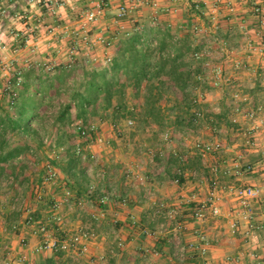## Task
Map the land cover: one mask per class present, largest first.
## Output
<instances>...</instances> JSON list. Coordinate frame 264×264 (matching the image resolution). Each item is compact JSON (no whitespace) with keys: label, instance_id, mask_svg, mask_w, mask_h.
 Segmentation results:
<instances>
[{"label":"crops","instance_id":"crops-1","mask_svg":"<svg viewBox=\"0 0 264 264\" xmlns=\"http://www.w3.org/2000/svg\"><path fill=\"white\" fill-rule=\"evenodd\" d=\"M62 1L0 0V11L2 9L7 11L4 15L3 12L0 13V44L3 40L15 47L16 39L12 36L13 32L17 30L23 36H27L33 30V21L36 19L41 21L38 26L40 38H37L36 42L41 49L36 55H32L27 46L30 42H25L26 48L13 52L15 54L13 57L18 63L32 62L31 59L40 58L43 62L53 61L57 65L55 72L59 68L67 70L68 55L66 56L65 52L67 42L60 37H63V33L66 34L65 27L73 29L78 24L72 21H75L76 13L80 12V6L93 7L95 3L88 1L87 4L82 5L83 0H76L74 3L62 4ZM130 1L112 0L111 6L100 21L101 24L96 26L109 28L108 35L112 36L118 29L114 27V14L123 4H128ZM141 1L138 0L140 4ZM162 2L159 11L151 14L143 8L142 13L135 17L136 20L139 23H147L152 17H159L161 21L168 22L172 33L180 39L188 32L186 29H189L193 22L206 25L208 38L206 41L208 40L213 50L212 61L222 64L231 82L234 83L233 88L228 86L217 88L215 95L206 93V101L196 107L203 110L208 109L209 106L224 107L227 95L231 91L247 95L255 105H264V83L261 80V74L264 73V51H250L245 35L247 32L251 35L253 31L264 34V27L259 25L251 12L256 4L264 6V0H205L203 15L200 19L192 13L193 0H162ZM50 4L56 6L57 18L60 22L55 40L47 32V27L55 23L54 17L49 14ZM6 19L10 23L6 22ZM96 34V31L91 33L93 36ZM15 35L18 33L16 32ZM213 35L227 41L228 52H224L220 49L221 45L210 40L214 37ZM252 37L256 39L254 35ZM46 40H54L51 45L53 48L45 47ZM197 40L201 43L200 38L194 39L192 45L197 43ZM5 51L0 49L1 53ZM110 53L115 55L114 47ZM105 54L103 47H97L92 56L100 61L99 58L102 59ZM242 59L249 69L238 71L235 68V62ZM30 65L32 67H27L28 65L25 67L24 75L25 77L27 74L32 75L30 83H36L39 73L34 69L33 62ZM80 65L77 61L75 67L71 69H77ZM54 74L52 72L50 75ZM2 75L8 76L4 82L5 86L13 80L11 76L14 77V74ZM67 81H70L69 77ZM24 83H26L25 80ZM169 93L165 96V99L170 100L168 104L163 102L161 104L163 111L171 117L172 123L166 127H160L151 120L148 123L143 122L147 124L144 127L146 130L151 129L152 133L146 134L151 138L150 141L141 143L140 136L135 133L118 138L113 125L106 121L102 122L100 127L102 135L105 139L111 140L112 146L93 147L101 157L98 165L93 168L81 165L72 177L61 168L62 180L46 192V199L49 200L47 203L42 201L35 203L34 182L31 184L32 190L28 192V197L34 205L30 204L29 207L32 209L28 208V211L40 221H45L51 216L53 213L51 203L60 197L62 189L70 188L74 199L61 210L63 233L60 231L54 233L64 238L66 234L80 226L94 228L97 236L89 242L88 251L80 253L75 248L68 252L37 253L34 247L39 243V237L33 234L32 228L21 227L13 235L0 237V264H4L7 260L14 264H203L205 261L209 264H264V133L261 130L255 132V147L247 146L244 132L252 127V121L242 114L238 116L236 124L229 121L227 113H216L207 115L205 121L195 125L189 121L193 110L191 109L185 114L181 113L186 120L178 124L175 122L177 112L169 110L174 105L176 95L174 96L173 90ZM55 97V93L52 97H43L44 106L32 117L30 128L33 131L41 134L47 132L46 126L41 125L40 119L41 116L45 117V114L49 113L47 104ZM178 98L181 99L182 95ZM126 100L128 106L132 103L142 104V97L135 98L132 89H128ZM164 131L172 133L169 140L163 139ZM19 135L20 133L16 132L12 139L18 141ZM24 138L18 142L26 141L31 146L29 149L31 151L34 146L30 141L31 137ZM199 140L220 141L224 150L202 156L195 148V143ZM150 150L155 151V156L150 155ZM42 153L45 154V160L50 156L48 150H43ZM23 163L26 164L25 170L29 168L27 167L28 159ZM214 167H218V173L213 172ZM177 169L184 171L183 176L180 177V184L173 182ZM126 170L143 175L145 181L128 179L125 176ZM102 171L105 172L103 177L98 174ZM193 171H196L198 176H193ZM14 174L17 175V173ZM23 178H26L25 181L41 180L36 177L28 179L27 173L23 175ZM213 178L219 182V187L214 191V197L215 204L222 210V215L212 216L207 213L204 221H198L194 217L195 209L211 197L213 190L210 180ZM227 186L260 187L263 192L261 197L252 200L250 208L245 210L238 199L227 191ZM23 192L26 191L23 190ZM22 194H19L21 198H23ZM106 196L108 197L106 202H101V199ZM122 198L127 199V205L119 204ZM171 209H177L179 212L174 219L168 218V212ZM100 211L105 215L96 220L94 216ZM247 215L251 218H247ZM25 216L21 214V217ZM132 217L135 218L136 225L133 224ZM234 219L238 221L236 233L231 231V221ZM3 223L6 221L0 222V226ZM179 223L182 225L178 229ZM251 224L258 225L260 228H253ZM144 230L156 232L155 237L146 235ZM200 235H205L209 242L206 254L203 255L198 250L191 249L188 251L186 262H178L173 257L177 245L194 244L199 247ZM21 237L27 239L28 248L20 244ZM153 249H157L160 254L144 257L145 251ZM252 253L256 256H251ZM22 256L26 259L22 260Z\"/></svg>","mask_w":264,"mask_h":264},{"label":"trees","instance_id":"trees-1","mask_svg":"<svg viewBox=\"0 0 264 264\" xmlns=\"http://www.w3.org/2000/svg\"><path fill=\"white\" fill-rule=\"evenodd\" d=\"M192 10L198 13L194 5ZM121 22L112 34L116 39L111 66L103 67L100 71L85 72V81L79 89L68 87L67 78L71 75L68 69L71 68H67L68 71L59 68L52 76L51 73H39L36 83H30L33 78L30 74L24 77L26 83L23 81L18 87L14 85L13 79L10 91L5 88L6 91L1 93L0 178L7 174L8 163L12 158L17 154L27 153L31 148L26 141H18L28 136L31 137L30 141L35 149L44 145L45 133L41 134L30 128L33 115L44 106V96L52 97L54 93L59 96L63 91L68 94L69 100L57 113L56 122L64 127V135L69 137L61 168L71 177L80 169L82 162L76 155L75 144H72L75 134L68 130L69 127L75 119L87 120L99 116L101 119L110 117L115 121L127 116V113L134 117V107H129L126 100L128 89L133 90L135 98L142 97V122L148 123L151 120L160 127L172 123L171 117L163 111L161 104H168L170 100L165 99V96L172 90L176 99L169 110L177 112L176 123L181 124L186 120L181 113L185 114L195 108L189 89L193 85H201L195 79L200 70L192 68L194 62L189 58L194 49L191 29H186L188 32L183 38L175 42L170 25L159 17H152L147 23H139L136 18H129L127 15ZM177 93H181V99ZM73 110L76 112L75 117ZM189 121L193 123L192 114ZM16 132L21 135L18 136V141L12 139ZM55 146L63 145L58 141ZM52 162L59 166L58 161ZM9 168L11 173H16V168ZM20 168L23 170L26 165Z\"/></svg>","mask_w":264,"mask_h":264},{"label":"built area","instance_id":"built-area-1","mask_svg":"<svg viewBox=\"0 0 264 264\" xmlns=\"http://www.w3.org/2000/svg\"><path fill=\"white\" fill-rule=\"evenodd\" d=\"M76 0H66L65 2L62 1V4L67 3H74ZM94 2V6L90 7L82 12V19L80 20V28H79V37L82 38V40L86 41V43L90 44L91 49L96 44L103 45L106 54L104 57L103 66L109 68L112 63L113 55L110 53V50L115 46V37H108L103 35L102 33L97 34L95 36L90 34V26L96 22H98L100 19H102L105 16V12L107 9L111 6L112 0H89ZM153 7H156L159 5V1H153ZM204 4L205 0H193V5L195 9H197L201 16L203 15L204 11ZM160 8V7H159ZM232 10V8H231ZM3 12L6 13L7 11H4L2 9L0 13ZM129 12H131L130 8L125 6H121L118 14H117V21H121L124 19L125 16L129 15ZM253 17L257 20L260 26L264 27V6L262 4H256L252 10ZM49 14L52 15L55 19L54 25H51L47 27V31L51 35H55L56 31L59 28L58 25V18H57V8L56 6H53L50 4L49 6ZM195 16L197 18H201V16L197 13H195ZM56 24V25H55ZM68 27H65V33L69 34V31L67 29ZM191 32L194 34L196 39H201V43H197L193 45L194 49L190 53V58L194 62L193 69L200 70V73L195 75V79L200 81L201 84H210L213 87H221L223 83L230 81V76H227V73L225 72L223 66L220 63H214L212 61L213 58V50L211 49V46L208 44V39L206 37V27L201 25L199 22H193L190 26ZM71 33H74V31H71ZM81 34V35H80ZM175 35V34H174ZM247 36V47L252 52H262L264 51V34L260 31H253V33L250 35L249 32L245 34ZM256 39H254L252 36ZM214 37L210 40L214 41V43H217L221 45L222 50L224 52H228V48L226 47L227 41L224 39L219 38L216 35H213ZM94 39H93V38ZM29 38V37H28ZM178 36L175 35V42L178 40ZM88 41V42H87ZM75 47H70L67 55H68V62L67 67L72 68L74 65H76V58H75ZM97 62L96 58L92 56V52L89 51L87 55L84 57V59L80 62V64L83 65H92L93 63ZM5 65L0 64V70L5 69ZM235 68L242 69V68H248L247 63L242 60H237L235 62ZM11 70V68H8ZM43 69L46 72L52 71L53 67L48 65H43ZM249 69V68H248ZM14 85L20 86L24 81V76L21 72H16L14 74ZM261 80L264 83V73L261 74ZM11 83H8L6 85L7 91L11 89ZM190 93V99L193 102V105H195V108L192 110V120L195 125L200 124V122L205 121L207 119V115L210 114H219V113H227L229 117V121L233 124L238 123V116L240 114L245 115L250 121H252V127L247 129L244 132V136L246 138V145L253 148L256 145V139H255V132L261 130L264 133V106H254L252 103V100L245 94H242L240 92H232L227 95V102L224 107H218V106H209L208 109L203 110L196 107V105H199L200 103H203L206 101V94L198 91V86L193 85L189 89ZM179 94V93H177ZM127 123L129 125H133L134 121L131 118L127 119ZM72 131L76 136V143H75V152L80 162H82V165H89L90 168H93L94 166L98 165V163L101 161L100 155L94 151L93 147L101 144H109V141H107L100 132L99 126L96 123L89 122L86 123L82 119H75L72 126ZM172 136V133L170 131H164L162 134V137L164 140H169ZM43 143L46 145L51 144V141L48 137H43ZM82 143H84L82 145ZM52 150L50 152V156L47 157V159L44 162V177L43 184L48 186H56L61 178V171L58 165L53 163L52 161L56 160L58 162H61L62 156L65 154L66 147L60 146L56 147L55 145L52 146ZM195 148L200 151L202 156H205L208 153L211 152H217V151H223L224 146L220 141H209V142H203V141H197L195 143ZM31 152H33V149H31ZM25 157L22 154H17L13 159V164L20 163ZM214 173H218L219 169L218 167L213 168ZM228 173V171H227ZM99 176L103 177L105 175V172L102 171L98 173ZM184 171L182 169L176 170V177L173 179V182L175 184H180L181 180L180 177L183 176ZM193 176H198L196 171L192 172ZM125 176L128 179H133L138 182L145 181V177L143 175H140L139 173H136L132 170H126ZM10 183L12 181H15L13 177H10ZM211 186H212V195L207 200L206 203L200 204L194 212V217L198 221H204L207 218V215L210 214L212 216H220L222 215V210L219 206L215 204L216 198L214 197V191L219 187V182L217 179L213 178L210 180ZM227 191L232 193L238 201L241 203V205L244 207L245 210H248L251 205V201L258 199L261 197L262 189L260 187H252V186H227ZM44 190L43 188H37L35 189V199L39 200V202L42 200L44 196ZM107 196L103 197L101 199V202L105 203L107 200ZM74 199L72 191L68 187H64L62 189V193L60 194V197L58 199H54L51 205L53 215L48 217L45 221H40L39 219L35 218L28 209L24 212L22 208V203L20 206V209L18 211L24 212L23 214L27 215L25 216L24 221H22V224L25 227L32 228L33 234L38 236L40 241L39 243L34 247V250L37 253H43L46 251H52V252H59V251H65L68 252L71 249L77 248V251L80 253H85L88 251L89 248V242L94 239L97 236L96 231L94 228L90 226H80L76 228L70 235L61 238L54 232H61V226L63 225V215L61 214V210L63 206L70 204ZM18 200V198H17ZM4 199L0 198V209L3 207ZM119 204L122 206L127 205V199L122 198L119 201ZM208 213V214H207ZM179 212L177 209H171L168 212V218L174 219L178 216ZM105 213L102 211L99 212V214H96L94 218L96 220L101 219ZM247 218H251L249 215H247ZM132 222L134 225H136V220L134 217H132ZM181 223L178 224L177 228H181ZM54 226V228H53ZM251 227L253 228H260L258 225L251 224ZM12 229L17 230L18 225L14 224L12 226ZM238 230V221L236 219L231 221V231L232 233H236ZM144 233L150 237H155L156 232L144 230ZM200 245L199 247H196L194 244L190 245H177V248L173 254V257L179 261L180 263L186 262L188 258V251L189 250H198L200 254H206L207 247L209 245L208 239L205 235H200ZM20 244L22 247L28 248V242L25 237L20 238ZM121 245V244H120ZM160 252L157 249H153L152 251L147 250L143 253L144 257L148 258L149 256H157ZM251 256L255 257L256 254L252 253ZM22 260H25L26 257L22 256ZM231 260V259H229ZM4 264H14L12 261L7 260ZM203 264H209L208 261H205Z\"/></svg>","mask_w":264,"mask_h":264},{"label":"rangeland","instance_id":"rangeland-1","mask_svg":"<svg viewBox=\"0 0 264 264\" xmlns=\"http://www.w3.org/2000/svg\"><path fill=\"white\" fill-rule=\"evenodd\" d=\"M64 2L66 0H63ZM89 0H83V3L82 5L84 4H87ZM130 1V0H129ZM153 1H156V0H142L141 1V4L138 2V0H131L128 4H123L122 6H127L130 8L131 12H129V18L130 17H137L140 13H142V10L143 8L147 11V13L151 14L153 13L154 11H159V7H160V4L163 3L162 0H158L159 1V5L156 6V7H153ZM145 5V6H144ZM193 5V4H192ZM90 8L89 5H86L79 8V11L78 13H76V19L75 21H72V22H78V24L75 26V28L71 29L70 27H68V31H69V34L66 33V34H62L63 37H60L61 40H64L66 41V47L67 48L65 50L66 52V56H67V52L69 50L70 47H75L76 48V54H75V58H76V61H78V63H80L84 57L86 56V52H89V50L93 53V51L95 50V48L97 47H103V45L101 44H96L95 46H93V48L91 49V46L90 44L86 43V41L82 40V38L79 37V34H78V30L80 28V20L82 19V12L86 9ZM192 10V8H191ZM201 12V11H200ZM198 11L197 14H200L201 16V13ZM163 13V12H162ZM161 13V14H162ZM192 13L195 15V11L192 10ZM117 14H114L113 18H114V27H118L119 25H121V21H117ZM157 15V14H156ZM203 18V17H202ZM7 20V19H6ZM37 20V19H36ZM34 20L33 22V30L31 32H29V34L27 36H23L19 31L15 30L12 34V36H15L14 38L16 39V46L15 47H12L9 43L7 44L6 42H4L3 40L1 41V44H0V47L3 49V50H6L5 52L1 53L0 52V64L1 65H5L6 64V68L5 69H2L0 70V81H1V85H0V97H1V93L5 92V88L6 86L4 85V82L6 80V77L8 76H3L2 74L6 73V75H9V74H15L16 72H21L22 75L25 77L24 75V72H25V67H32V62H33V67L36 71H38V73L42 74H47L49 75L50 73H55V69H56V64L53 63V61H49V62H43L42 59L40 58H34V59H31L32 62L28 61L27 63L24 61L23 63H18L15 58L13 57V55H15L13 52L16 50H20V49H24L26 48L27 46L28 49L30 48V54L32 55H36L39 50L41 49L40 48V45L39 44H36V42L38 41L37 38H40V35H39V31H38V26L41 24V21H36ZM103 19H100L98 22L92 24L90 26V34L94 31L97 32V34H100L102 33L103 35L105 36H108V37H111L109 36V31L110 29H106L105 26H96V25H99L101 24L100 21H102ZM6 22H9L10 21H6ZM60 23V22H58ZM210 23V22H209ZM206 24L208 25V20L206 22ZM52 25H54V23H52ZM56 25V24H55ZM66 25H69V24H66ZM49 26V25H47ZM206 25H204L205 27ZM207 27V26H206ZM93 29V31H92ZM71 31H74V33H71ZM114 31V30H113ZM16 32L18 33V35H15ZM48 32V31H47ZM96 34V35H97ZM48 35L52 36V38H54L55 40V35H51L48 33ZM81 35V34H80ZM191 39H192V42L194 39H196V37L194 36V34L191 35ZM25 37H27V39H25ZM29 37V38H28ZM93 38V37H92ZM4 39V38H2ZM94 39V38H93ZM180 38H178L179 40ZM54 40H46V48H49V46L52 45V43H54ZM58 40V39H56ZM30 42L29 44H27V46L25 45L26 43L25 42ZM44 42V41H43ZM88 42V41H87ZM49 44V45H48ZM12 47V48H10ZM0 48V49H1ZM51 48H53V46H51ZM104 48V47H103ZM115 48V46H114ZM99 50V49H98ZM17 51V52H18ZM96 53V52H95ZM5 56V57H4ZM100 61H97L95 63H93L92 65H80L77 67V69H71V75L69 76V83L68 82V87H77L79 89V87L82 86L83 84V81H85V72H91L93 70H96L98 69L99 71L104 67L103 66V62H104V57L101 59L99 58ZM30 62V63H29ZM52 62V63H50ZM48 63V64H46ZM15 64H18L17 66ZM48 65V66H51L53 67V70L52 71H49V72H46L44 69H43V65ZM222 65V64H221ZM75 67V66H74ZM8 68H11L8 69ZM104 68H107V67H104ZM247 70L246 68H242V69H238V71L240 70ZM225 70V69H224ZM28 75V74H27ZM227 76H229L227 74ZM13 78V76H11ZM11 78V79H12ZM225 85H222L221 87L225 88V86H228V88H233L234 86V83L231 82V79L229 82H225L223 83ZM198 86V91L202 92V93H207L209 95H215L216 94V90L217 88L219 87H213L212 85L210 84H201V85H197ZM179 92V91H177ZM232 93V91L230 92ZM229 93V94H230ZM170 94V93H169ZM179 96H181V93L178 94ZM174 96H175V93H174ZM68 94H66L65 91H63L61 93V95L57 96L50 102L47 104V109H49V113L48 114H45V117H42L41 116V119L42 120V124H44L46 126V129H47V132L45 133V136L49 138V140L51 141V144L49 145H46L44 144L40 149H35L34 147L32 148L33 149V152L31 151H27V153H20L22 154L25 158L22 160L24 162V160L26 161V159H28V162L29 164L31 163V165L28 164L26 170L25 169H21L20 167H22L23 165L25 166L26 164H24L22 161L18 164H13V159L12 158L10 160V162L8 163V170H7V174L0 178V198L4 199V204H3V207L0 209V222H4L6 221V223H3L1 226H0V237L2 235H5V236H9L10 234L13 235L14 233H17V231L19 230V228H23L25 227L23 224H22V221H24L23 218L25 217H21V214L24 213L28 208L29 209H32V207H29L30 204L33 206L34 205V202H32V200L30 199V197H28L29 195V191L32 190V187H31V184L34 182V191L35 189H41L43 188L44 190V196L42 198V202H45L47 203L49 200L46 199V192L49 190V189H52L51 187L53 186H48V185H45L43 184V177H44V174H45V171H44V162H45V159H44V156L45 154L42 153L43 150H48L49 154H50V150H52L53 148L51 146H54L56 144V142L60 141V143L67 147L66 146V143L69 139V137L67 135H64V127H62L60 124H58V122H56V115L57 113L59 112V110L64 106V104L66 102H68ZM254 104V102H252ZM259 105H263V104H254V106H259ZM141 105L139 104H129V107H134V117H132L130 115V113H127V116H122L120 119H116L115 121L108 117L107 119H101L99 116L97 117H94V118H89L87 120H84L86 123H89V122H93V123H96L98 126H99V129L101 127V123L102 122H108V123H111L113 125V130H115L116 132V136L118 138H121L123 136H129L133 133L137 134L138 136H140V140H141V143L142 141H150L151 138L149 136H146V134H149V133H152L150 130H146L144 127L147 126V124H144L141 119H140V113H141ZM264 106V105H263ZM72 114L74 115V117L76 116V112L75 110H73ZM86 118V117H84ZM128 118H131L133 119L134 123L133 125H129L127 123V119ZM83 120V119H82ZM143 124V125H142ZM142 125V126H141ZM72 126V125H71ZM68 129V128H67ZM70 131H72V128L69 127ZM67 131V130H65ZM101 132V130H100ZM163 134V133H162ZM101 135H102V132H101ZM103 136V135H102ZM149 137V138H148ZM154 138V136H152ZM107 141H109V144H101V145H105V146H112V142L110 139H106ZM56 141V142H54ZM76 143V138L75 136L72 138V144H75ZM68 144V143H67ZM84 143H82L83 145ZM100 145V146H101ZM51 147V148H50ZM94 149V148H93ZM154 152V153H153ZM31 154V155H29ZM29 155V156H28ZM150 155L153 157L155 156V151H152L150 150ZM31 156V157H30ZM33 157V158H32ZM64 157V156H62ZM65 158V157H64ZM63 159V158H62ZM59 166H60V169H61V164H62V160L61 162H58ZM13 167V168H16V174L14 173H11V169L9 167ZM88 166V168L90 167L89 165H85V167ZM87 168V169H88ZM82 171V170H81ZM40 172H42L40 174ZM27 173V177L28 179L29 178H41L40 181H37V180H28V181H25V179L23 178V175ZM80 173V171H79ZM18 176V177H17ZM10 177H13L15 181H12L10 183ZM60 180H62L60 178ZM69 188V187H68ZM70 189V188H69ZM23 190H25L26 192H23ZM20 193H23V198L20 197ZM73 193V192H72ZM74 196V195H73ZM18 198V200H17ZM33 198H35V194L33 196ZM35 203L36 201L39 202V200L35 199L34 200ZM21 203H22V208H25L23 209L24 212L22 211H18V209H20V206H21ZM52 205V203H51ZM51 209V208H50ZM18 211V212H16ZM20 212V213H19ZM15 213H18V214H15ZM55 213V212H54ZM54 213H51L52 215ZM20 214V216H19ZM24 215H27L24 214ZM14 224H17L18 225V229L17 230H14L12 229V226ZM54 228V226H53ZM56 228V227H55ZM54 228V229H55ZM73 231H71L70 233L66 234V232L64 234H66V236L70 235ZM61 233H63V231L61 230ZM179 262V261H178Z\"/></svg>","mask_w":264,"mask_h":264}]
</instances>
